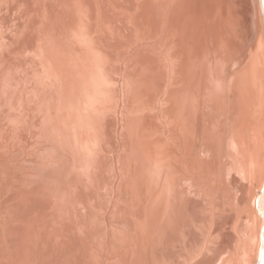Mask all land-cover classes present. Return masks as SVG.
<instances>
[{
    "label": "bare ground",
    "instance_id": "6f19581e",
    "mask_svg": "<svg viewBox=\"0 0 264 264\" xmlns=\"http://www.w3.org/2000/svg\"><path fill=\"white\" fill-rule=\"evenodd\" d=\"M0 264H264V0H0Z\"/></svg>",
    "mask_w": 264,
    "mask_h": 264
},
{
    "label": "rangeland",
    "instance_id": "374dc122",
    "mask_svg": "<svg viewBox=\"0 0 264 264\" xmlns=\"http://www.w3.org/2000/svg\"><path fill=\"white\" fill-rule=\"evenodd\" d=\"M253 205H254V203H253Z\"/></svg>",
    "mask_w": 264,
    "mask_h": 264
}]
</instances>
